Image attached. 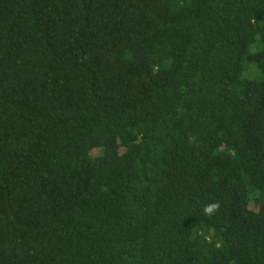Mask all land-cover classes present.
<instances>
[{
  "label": "trees",
  "instance_id": "1",
  "mask_svg": "<svg viewBox=\"0 0 264 264\" xmlns=\"http://www.w3.org/2000/svg\"><path fill=\"white\" fill-rule=\"evenodd\" d=\"M0 264H264V0H0Z\"/></svg>",
  "mask_w": 264,
  "mask_h": 264
},
{
  "label": "clouds",
  "instance_id": "2",
  "mask_svg": "<svg viewBox=\"0 0 264 264\" xmlns=\"http://www.w3.org/2000/svg\"><path fill=\"white\" fill-rule=\"evenodd\" d=\"M220 208V203L214 202V203H207L204 205L202 211L204 213V215L206 216H210L213 215L214 213H216Z\"/></svg>",
  "mask_w": 264,
  "mask_h": 264
}]
</instances>
